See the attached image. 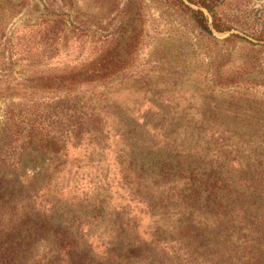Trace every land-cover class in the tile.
I'll use <instances>...</instances> for the list:
<instances>
[{
    "label": "trees",
    "instance_id": "16d2710c",
    "mask_svg": "<svg viewBox=\"0 0 264 264\" xmlns=\"http://www.w3.org/2000/svg\"><path fill=\"white\" fill-rule=\"evenodd\" d=\"M189 1L200 6L193 9L200 29H231L213 0ZM39 25L40 42L50 47L43 56L53 57L66 21ZM76 86L26 112L5 100L0 264H264V130H243L211 110L180 121L191 134L173 131L158 142L149 131L140 135L135 121L136 141L115 163L121 181H107L127 193L111 205L105 185L108 195L98 197L77 175L94 165L114 116L96 86ZM81 155L85 164L71 157Z\"/></svg>",
    "mask_w": 264,
    "mask_h": 264
},
{
    "label": "rangeland",
    "instance_id": "374dc122",
    "mask_svg": "<svg viewBox=\"0 0 264 264\" xmlns=\"http://www.w3.org/2000/svg\"><path fill=\"white\" fill-rule=\"evenodd\" d=\"M212 5L230 30L200 29L193 10L200 6L189 0H0V124L5 100L26 112L77 83L76 89L96 86V97L108 99L102 108L113 113L112 132L93 156L94 167L77 176L98 197L107 194L105 185L111 205L127 193L117 186L115 163L136 141L135 121L140 135L149 131L158 142L173 131L191 134L192 126L182 123L185 130L180 121L211 110L243 130H264V0ZM55 18L66 29L59 53L46 58L50 47L40 42L39 24ZM109 179L117 183L109 186Z\"/></svg>",
    "mask_w": 264,
    "mask_h": 264
}]
</instances>
